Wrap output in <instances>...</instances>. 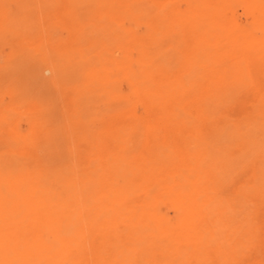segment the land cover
I'll return each instance as SVG.
<instances>
[{
	"label": "rangeland",
	"instance_id": "1",
	"mask_svg": "<svg viewBox=\"0 0 264 264\" xmlns=\"http://www.w3.org/2000/svg\"><path fill=\"white\" fill-rule=\"evenodd\" d=\"M0 264H264V0H0Z\"/></svg>",
	"mask_w": 264,
	"mask_h": 264
},
{
	"label": "bare ground",
	"instance_id": "2",
	"mask_svg": "<svg viewBox=\"0 0 264 264\" xmlns=\"http://www.w3.org/2000/svg\"><path fill=\"white\" fill-rule=\"evenodd\" d=\"M240 43V42H239ZM163 46V45H162ZM231 46V45H230ZM241 48H242V46H241ZM231 49V48H230ZM233 52V51H232ZM228 54H230V53H228ZM228 54H227V56H228ZM231 55V54H230ZM226 56V55H225ZM232 56V55H231ZM234 57V56H233ZM214 72V74H215V71H213ZM219 76V75H218ZM215 77V76H214ZM214 77H213V79H214ZM209 82V81H208ZM256 84V83H255ZM258 87V86H257ZM256 89V88H255ZM253 90V89H252ZM254 91V90H253ZM252 97V96H251ZM229 241V240H228Z\"/></svg>",
	"mask_w": 264,
	"mask_h": 264
}]
</instances>
